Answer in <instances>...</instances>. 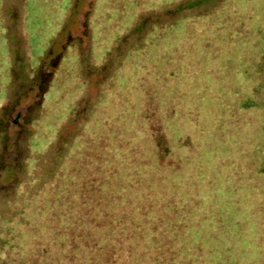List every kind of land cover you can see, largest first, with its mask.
I'll return each mask as SVG.
<instances>
[{"label": "rangeland", "instance_id": "obj_1", "mask_svg": "<svg viewBox=\"0 0 264 264\" xmlns=\"http://www.w3.org/2000/svg\"><path fill=\"white\" fill-rule=\"evenodd\" d=\"M105 1L0 0V264H264V110L241 107L264 95V0L181 13L130 65ZM80 40L110 71L83 72ZM82 96L93 126L47 151Z\"/></svg>", "mask_w": 264, "mask_h": 264}, {"label": "trees", "instance_id": "obj_2", "mask_svg": "<svg viewBox=\"0 0 264 264\" xmlns=\"http://www.w3.org/2000/svg\"><path fill=\"white\" fill-rule=\"evenodd\" d=\"M116 2H120L123 5L122 11H120V18L124 17V15L130 16L129 19L131 20L130 25L128 26L127 30L122 34V38H120L119 42L115 43V49L117 54L122 52L123 45H127L131 43L130 45L133 47L131 52L129 53V60L128 65L136 61L135 59L141 56V60L137 64H144V56L141 55L144 51H147V56L149 57V62L151 63L152 59L155 56L156 48L160 44V42L163 39H166L170 37L174 32L173 28L177 26L178 22L181 20H187L189 18H185V16H180L181 13L188 12L192 9L200 10L201 8H208V13H206V17L211 16L212 10H218L222 0H184V1H178V0H115ZM107 2V0L105 1ZM130 4V7L128 6ZM124 6H126L124 8ZM156 11L160 13V18H168V21L175 20L170 24H167L166 22H163V19L161 21L151 22L150 15H147L148 12ZM90 13V10L87 12L85 21L83 22V32L84 36L88 39L91 35V29L90 25L88 23V14ZM201 17V16H198ZM159 18V19H160ZM191 18V17H190ZM152 32V35H148L149 32ZM148 35L150 39L143 43L142 38L144 36ZM81 41V40H80ZM141 41V43H140ZM82 42V41H81ZM145 45V46H144ZM84 46L82 42V47ZM144 47V48H143ZM159 47V46H158ZM89 47L87 46V41L85 43V46L82 50V59L84 60L83 66L85 68L86 74H93L98 73L99 71H102L103 73H107L110 71L109 62L108 60H104V62L100 66H92L90 67L88 63H90ZM61 56L57 57L56 60L59 64ZM87 61V63H86ZM57 64V65H58ZM57 67V66H56ZM55 67V68H56ZM54 68V69H55ZM54 72L52 71L51 79L54 76ZM100 74H98L99 76ZM97 76V75H96ZM51 81V80H50ZM264 90V89H262ZM261 92L257 93L256 98L252 97H245L243 99V105L242 108H250L252 106L256 107H262L264 110V95H261ZM99 96V94H98ZM100 96H103L100 94ZM77 106L74 107V111L70 118L66 120L65 123L60 124L57 129V131L51 135L50 138H47V144L48 140L50 144L47 146L48 150H54L57 147V140H61L60 135L64 131V135L66 134L64 141V147L67 149H70L72 147L71 141L74 140L73 134L70 135L68 132V126L70 124H74L76 130L78 131L80 127L82 129L86 130L88 128H91L93 126L92 120L87 116L80 115L85 109L87 105V98L85 96L80 97L77 100ZM96 110V107H92L91 110ZM39 116V117H38ZM37 119L41 121V115H38ZM71 119V121H70ZM80 119L81 123L75 124V120ZM43 123V122H42ZM40 123V124H42ZM30 125V122L27 123ZM38 124V126L40 125ZM32 125V124H31ZM37 126V127H38ZM38 131H41L42 129L37 128ZM83 137V136H82ZM43 150V153L46 151ZM264 166V162H263ZM264 168V167H263Z\"/></svg>", "mask_w": 264, "mask_h": 264}]
</instances>
